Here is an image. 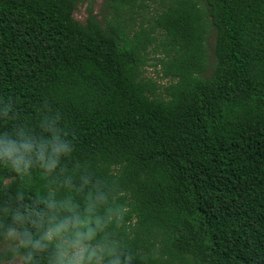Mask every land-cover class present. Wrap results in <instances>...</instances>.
Wrapping results in <instances>:
<instances>
[{"label":"trees","instance_id":"1","mask_svg":"<svg viewBox=\"0 0 264 264\" xmlns=\"http://www.w3.org/2000/svg\"><path fill=\"white\" fill-rule=\"evenodd\" d=\"M78 1L0 0V264H264V0Z\"/></svg>","mask_w":264,"mask_h":264},{"label":"rangeland","instance_id":"2","mask_svg":"<svg viewBox=\"0 0 264 264\" xmlns=\"http://www.w3.org/2000/svg\"><path fill=\"white\" fill-rule=\"evenodd\" d=\"M204 1V0H202ZM103 3L104 0H95L92 3L94 13L99 16V19H102L103 17ZM91 4L90 0H80L78 1L77 5V10L75 12V18L78 20L80 23L85 24L87 19H88V9ZM152 9L154 6L151 7ZM151 10H148V17L153 16L154 13ZM214 46V37L212 36L209 39V48L212 51ZM163 56L162 52H159L157 54L152 53L150 57V62L149 66L146 68L145 75L147 78L152 79L153 81H157L161 86H167L169 85V80L163 78V71L161 66L156 65L154 66L157 61L153 60L154 57L157 59H160ZM19 236L17 233L13 234L10 236L6 242L0 247V250H15L19 246ZM70 260L74 259V264H83V254L81 253V250H75L73 253L69 256ZM23 262V257L22 256H17L13 260L8 261L3 264H22Z\"/></svg>","mask_w":264,"mask_h":264}]
</instances>
